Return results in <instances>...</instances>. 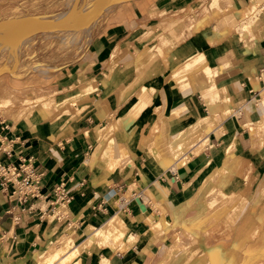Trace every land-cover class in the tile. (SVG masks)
I'll use <instances>...</instances> for the list:
<instances>
[{
  "label": "crops",
  "instance_id": "obj_1",
  "mask_svg": "<svg viewBox=\"0 0 264 264\" xmlns=\"http://www.w3.org/2000/svg\"><path fill=\"white\" fill-rule=\"evenodd\" d=\"M252 1L137 0L103 19L78 60L53 79L0 78V102L9 103L0 111V141L13 152L0 150V164L17 165L21 155L40 176L38 200L20 203L13 184L0 186V264H24L36 236L50 237L46 218L57 209L59 184L70 197L59 220L71 227L106 222L118 211L130 219L138 239L109 264H185L192 252L191 264H255L242 252L252 230L243 222L261 205L264 219V10L242 38L231 29ZM161 39L168 41L162 55ZM26 96L44 101L15 121ZM64 98L76 99L67 113ZM97 128L105 131L94 150ZM182 139L194 141L174 158L171 146ZM145 218L161 220L159 230L150 231ZM80 254V264H92L88 250Z\"/></svg>",
  "mask_w": 264,
  "mask_h": 264
},
{
  "label": "rangeland",
  "instance_id": "obj_2",
  "mask_svg": "<svg viewBox=\"0 0 264 264\" xmlns=\"http://www.w3.org/2000/svg\"><path fill=\"white\" fill-rule=\"evenodd\" d=\"M134 1L137 0H0V23L2 22L0 24V28L5 27L6 35L0 38V78L8 74L18 73L29 76V79L33 80L35 83L44 81L45 79H53L56 73L62 71L64 67H68L70 63L78 60V57H80L90 42L93 32L96 31L97 26H99L103 19L107 18L115 10L122 8V6L125 4L133 3ZM219 1L221 0H212L211 6H216ZM249 5L250 3L248 2L247 6ZM263 5L264 0H253L252 6H250V8L248 7L249 9L244 13L242 12V20L235 28L234 20L233 24L231 25V29H235L236 33L241 36L240 38H242V35L251 31L255 24L256 18L261 14L259 11V6ZM69 11H73L71 16H67ZM28 17L36 19L47 18L46 20L49 21L50 25H47L49 27L39 26V28L37 26L33 33H24L21 30L20 32L14 34L12 30L8 29L7 26L12 24L15 20ZM230 18L233 17L230 16L225 18L222 21V24L224 25V22ZM58 24H61L63 29H61V25ZM250 25L251 28L249 29ZM149 37L152 39L155 38L153 35H149ZM23 38H29V41L24 42V40L21 43L16 58H12L11 60V44L20 43V40ZM65 38L70 40L66 41ZM167 44L168 41L166 39H161V48L159 49L161 55L162 47L166 46ZM206 72H208V69ZM149 91L152 92V90ZM50 100L53 99L51 98ZM42 101L44 100L26 96L24 100H22V104L15 110L16 112H13V119L15 121L25 122V120H27L32 114L36 112V110L39 109L40 103H42ZM47 101H49V99H47ZM50 102L54 103V101ZM61 103L63 106V112L67 113V111L72 108V105L76 103V99L74 98L67 100V98H64ZM7 105H9L8 102L7 104L4 103V105H1V113L6 112L4 107ZM145 106L146 105H144V107ZM258 126L264 129L261 122L258 124ZM210 127V122H207L201 126V131L207 130ZM247 128H250V126ZM100 129L101 128L96 129L98 132L97 135L99 137L94 150L97 148V146L101 145L103 140V134L105 130ZM153 130L154 128L151 131ZM108 131H110V140H112L114 131L113 126L110 127ZM263 134V132L260 133L261 137ZM201 135L203 136L202 132ZM218 195L219 194H217V196ZM220 198H222V201L225 202L226 197L224 195ZM32 200L38 199L32 198ZM56 206L57 209L55 210V213L59 212L60 210H62L63 213L66 211L65 209H62L60 204H57ZM34 207L39 211L44 208V204L40 202ZM262 207L263 205H261L259 209L255 210V218H251L243 222V224L245 223L244 225L252 227V230L247 237L248 243L251 245L248 246V250L245 249L242 252L248 251V253L253 254L252 256L256 259L255 264H264V259L262 257V253L264 251V219L262 218L263 215L261 214ZM161 214L163 215L161 220L165 222V220H163V212ZM49 215H52V212H50L46 218L47 229L51 233L50 237L47 239L45 238L46 240H44L40 234L36 236L38 237L36 240L37 243L34 246L32 245L29 252H27L24 256V262L26 264H32L31 255L33 253H42L40 260H45L58 251L60 258L72 251L75 247L77 248L79 243H83L85 239H87V236H85L86 234L83 233L86 228L78 227L76 225L71 227V225H74V223H69L67 219L58 221L56 217L54 220H50ZM161 220L156 222L159 224L157 225L158 228L161 226ZM104 221L96 223L93 225V227L96 228L100 226ZM74 230H77L79 234L73 236L74 238L68 240L67 242L68 235ZM178 241L179 243L181 242L179 238ZM242 243L243 239L239 240L237 248H242ZM218 246H222V243H218ZM82 249L86 250L85 247L79 248L77 254L79 257V264L81 256L80 250ZM103 251H105V249L100 248L99 252L103 253ZM174 252H172L171 255L173 253L176 254L178 250H175ZM88 253L91 252L88 251ZM190 254L191 256L188 258L185 264H191V260H197L196 252H192ZM171 255L169 257L170 259L173 258ZM201 262L204 263V260L199 261L196 264H200ZM231 262L232 259H229L225 262V264H231Z\"/></svg>",
  "mask_w": 264,
  "mask_h": 264
},
{
  "label": "bare ground",
  "instance_id": "obj_3",
  "mask_svg": "<svg viewBox=\"0 0 264 264\" xmlns=\"http://www.w3.org/2000/svg\"><path fill=\"white\" fill-rule=\"evenodd\" d=\"M67 14H68L67 16H71L73 14V11H69V13ZM46 19H36L29 17L17 19L7 27L9 30H12L14 34L20 32L21 30L24 33H33V31H35L37 26L39 28V26L46 27L47 25H50L49 21ZM60 28L63 29L62 25L60 26ZM250 28L251 25L249 29ZM4 36H6L5 27H1L0 38ZM68 40L70 39H66V41ZM23 41L24 42L29 41V38H23L22 40H20V43L11 44L10 46L11 60L12 58L14 59L16 58L19 46ZM4 103L7 104V101H1L0 105H4ZM193 141H194L193 139L192 140L182 139L180 140V142H177L175 146H171L173 157L174 158L180 157L181 154L184 152V150H186ZM184 162L185 161L182 160L178 163V165H182ZM146 197L151 198L150 195L143 196L142 198L144 201L146 200ZM159 200L161 201V199ZM157 210L160 212L161 217L163 216L161 214L162 212L163 214H165L159 204H157ZM57 213L58 212L49 216V219L54 220L57 217L56 215ZM144 222L149 227L150 231L152 232L158 231L159 229L157 227L158 223H156L155 221L151 220L150 218H145ZM85 228L86 229L83 231V233L86 234L85 236H87L86 237L87 239H85V241L81 243L80 246L85 247L86 250L91 252L92 264H109V256L111 254L126 253V251L130 247H132L138 239V233L137 234L132 233L133 229L131 226L130 219L122 211L116 212L105 223H102L100 226L96 228L91 225H87ZM100 248H104L105 251H103V253H100L99 252ZM78 251H79V247H77L75 250L70 251L69 253H67L66 255L60 258H59V253L57 251L53 255H51V257L45 260H40L41 253H34L33 255H31V261H32L31 263L32 264H79V257L77 256ZM200 264H204V263H200Z\"/></svg>",
  "mask_w": 264,
  "mask_h": 264
},
{
  "label": "built area",
  "instance_id": "obj_4",
  "mask_svg": "<svg viewBox=\"0 0 264 264\" xmlns=\"http://www.w3.org/2000/svg\"><path fill=\"white\" fill-rule=\"evenodd\" d=\"M264 6H260L259 11L262 12ZM10 142H5V140L0 141V150L7 156H12V150L10 149ZM39 179L40 176L35 173L31 159H26L19 156V162L17 165H1L0 164V186L1 189L5 191V187L9 184H13L14 190L11 194L20 203H25L28 200L35 198L39 199ZM15 183V184H14ZM55 203L60 204L62 209L66 210V205L70 202V197L66 194L63 184H59L55 189ZM135 197L133 194L128 200L122 201L119 208L124 207L128 201H132ZM62 213V214H61ZM67 211L63 213L60 210L57 213V219L60 216H66Z\"/></svg>",
  "mask_w": 264,
  "mask_h": 264
},
{
  "label": "water",
  "instance_id": "obj_5",
  "mask_svg": "<svg viewBox=\"0 0 264 264\" xmlns=\"http://www.w3.org/2000/svg\"><path fill=\"white\" fill-rule=\"evenodd\" d=\"M135 203L139 206L142 211H145V207L142 205L139 198H135Z\"/></svg>",
  "mask_w": 264,
  "mask_h": 264
}]
</instances>
